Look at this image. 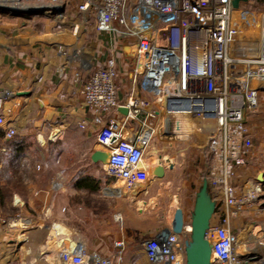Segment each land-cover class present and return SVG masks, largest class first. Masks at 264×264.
Listing matches in <instances>:
<instances>
[{
    "label": "built area",
    "instance_id": "1",
    "mask_svg": "<svg viewBox=\"0 0 264 264\" xmlns=\"http://www.w3.org/2000/svg\"><path fill=\"white\" fill-rule=\"evenodd\" d=\"M78 9L82 22L92 19L95 31L120 42L131 60L132 86L123 98L111 48L105 64L90 71L79 87L84 105L106 116L95 135L99 150L108 153L101 194L131 199L146 192L155 179L152 167L163 163L159 156L149 159L147 147L158 131L177 136L175 123L186 117L199 124L197 131L212 146L210 156L202 151L204 175L216 201L206 232L211 264H264V225L234 227L242 212L260 207L264 194L256 174L251 179L238 175L250 158L248 119L258 112L264 91V0L240 1L238 8L231 0H81ZM13 95L0 90L3 141L17 135L6 119V103ZM119 107H126L127 114ZM193 136L189 132L186 137ZM250 145L251 151L254 142ZM112 217L122 224L121 212ZM19 221L13 219L11 225ZM171 225L140 238L133 249L150 264H185L190 226L185 221L175 233ZM128 247L117 239L105 255L79 239L70 244L61 240L57 264H120Z\"/></svg>",
    "mask_w": 264,
    "mask_h": 264
},
{
    "label": "crops",
    "instance_id": "2",
    "mask_svg": "<svg viewBox=\"0 0 264 264\" xmlns=\"http://www.w3.org/2000/svg\"><path fill=\"white\" fill-rule=\"evenodd\" d=\"M2 1L10 0H0V90L14 94L6 103L10 109L6 119L17 130L12 140L20 142V157L2 161L0 156V167L12 172L0 175V264H57L61 240L70 244L78 239L105 255L113 251L115 240L123 239L129 247L120 264H150L132 245L171 224L176 207L187 221L191 207L187 201L172 209L168 206L163 222L141 228L133 219L136 213L152 215L136 207L137 200L142 195L148 199L159 196L158 190L152 191V182L145 194L131 199L101 194L102 163L92 161L90 155L99 149L95 135L106 116L86 107L79 93L87 74L105 64L111 48L118 61L119 98H123L132 86L129 52L117 40L110 42L105 34L97 33L92 19L81 21V0L20 2L16 7ZM33 9L38 12L32 13ZM187 119L179 117L175 123L179 137ZM252 133L259 134L249 130L247 171L258 155L259 142ZM1 135L0 127L3 155L12 140L3 141ZM254 141L256 148L250 151ZM198 165L201 179L207 164L200 161ZM167 171L166 167L165 175ZM13 181L20 182V188L15 185L4 195L2 186L9 189ZM260 200L257 210L244 211L235 219V230L247 224L264 225V197ZM8 204L12 211H20L16 229L4 223ZM116 211L122 213V224L113 220ZM7 242L14 247L11 253Z\"/></svg>",
    "mask_w": 264,
    "mask_h": 264
},
{
    "label": "rangeland",
    "instance_id": "3",
    "mask_svg": "<svg viewBox=\"0 0 264 264\" xmlns=\"http://www.w3.org/2000/svg\"><path fill=\"white\" fill-rule=\"evenodd\" d=\"M2 2L6 3L7 1ZM8 3L12 7H16L20 5V0H10L7 2V4ZM258 100V112H256V114L252 115L248 119L250 120V125L248 126V128L253 129L255 133H259L258 136L252 133L253 137H257V144L259 142V145H257L258 155L256 156L257 158L254 159L255 164L253 165V167H251V165L248 167L249 171L243 168V171L245 172L238 173V175L242 174V179H251L254 177L255 173L264 172V152L262 150V145L264 144V91H261L259 93ZM187 120L188 122L186 123V129L183 131L184 133L180 134V137H177L178 135L165 136L158 131L155 134L150 145L147 147L146 153L149 159H154L159 156L160 158H162L166 167L168 164L165 161H170L173 167L171 169L167 167L168 171L166 172L164 178H159L160 180H156L158 178H155L154 180L156 181L152 180V191L158 190L159 192V196L155 195L156 199H148V197H145L146 195H142V197L137 200L136 207H139L141 209L145 208L147 211H149L148 213H151L152 215L151 217L144 215L138 216L136 213L137 216L135 215L133 219L141 228H148L149 226L156 227L159 223L163 222V214L166 212V209H168V206L172 209L175 206H179V204H184L183 201H187L190 207H192L194 193L196 192L201 180L199 177L201 169L199 167L201 166L198 165V163L200 161L201 163H203L204 161L202 151L204 150V152L206 151V153L209 154L212 146L208 145V140L206 139L204 134L197 131V127L199 126V124L195 121L189 119ZM206 126L207 125H202V127ZM175 132H177L176 128ZM189 132H192L194 138L191 139L190 137H186ZM14 137L7 139L6 141L12 140L14 139ZM256 142L254 141V147L256 146ZM255 151L257 152V149H255ZM0 156H2V161H5V159L13 161L14 159L18 158V156H13V154L11 155L9 153ZM250 167L252 169H250ZM7 171L9 172V170H4L2 167H0V175L7 174ZM246 172L248 173L245 174ZM9 173L12 172L10 171ZM263 182L262 187L264 193ZM2 185L3 184H1V186ZM15 185L19 186L20 188V182L18 183L17 181H13L11 187L8 186L10 190L7 189V186L3 185V194L5 195L8 192L10 193L12 188H14L13 186ZM141 194H145V192ZM263 197L264 194L261 198ZM144 200H146L147 203L142 202ZM5 207L7 212H9V216L8 218L4 217V223H9V229H16V226H12L10 221L20 217V211H12L10 204ZM14 237L16 236L14 235ZM7 244H10L9 252L11 253V249H13L14 247L11 245V242H7ZM256 264L258 263L256 262Z\"/></svg>",
    "mask_w": 264,
    "mask_h": 264
},
{
    "label": "water",
    "instance_id": "4",
    "mask_svg": "<svg viewBox=\"0 0 264 264\" xmlns=\"http://www.w3.org/2000/svg\"><path fill=\"white\" fill-rule=\"evenodd\" d=\"M247 0H231L234 8L239 7V2ZM33 9L31 12H38ZM118 111L127 114L126 107H119ZM90 159L94 162L100 161L102 164L107 163L108 153L103 150H95L91 153ZM168 168L173 165L170 161H166ZM166 166L161 163L155 164L151 173L154 178H162L165 175ZM260 181H263V174L257 175ZM211 186L208 177H202L199 186L194 193L192 207L188 212L187 222L190 226L188 237L185 241V264H211V243L206 237L210 220L216 211V201L211 194ZM185 222L184 213L180 207H176L173 213L171 230L175 233L181 231Z\"/></svg>",
    "mask_w": 264,
    "mask_h": 264
},
{
    "label": "trees",
    "instance_id": "5",
    "mask_svg": "<svg viewBox=\"0 0 264 264\" xmlns=\"http://www.w3.org/2000/svg\"><path fill=\"white\" fill-rule=\"evenodd\" d=\"M259 2H261V0H257ZM15 138V137H14ZM9 154H13V156H18L20 157V142L18 141H11L10 142V148L8 151ZM4 170L7 169L5 166L2 167ZM202 177H207L206 175H202ZM264 183V182H263ZM211 186V185H210Z\"/></svg>",
    "mask_w": 264,
    "mask_h": 264
},
{
    "label": "bare ground",
    "instance_id": "6",
    "mask_svg": "<svg viewBox=\"0 0 264 264\" xmlns=\"http://www.w3.org/2000/svg\"><path fill=\"white\" fill-rule=\"evenodd\" d=\"M54 232V231H53Z\"/></svg>",
    "mask_w": 264,
    "mask_h": 264
}]
</instances>
